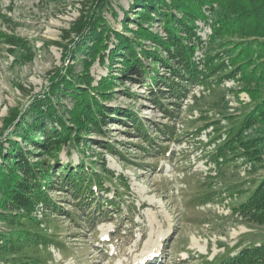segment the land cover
<instances>
[{
	"label": "rangeland",
	"instance_id": "rangeland-1",
	"mask_svg": "<svg viewBox=\"0 0 264 264\" xmlns=\"http://www.w3.org/2000/svg\"><path fill=\"white\" fill-rule=\"evenodd\" d=\"M164 1L171 3L163 0L158 12L135 0H112L118 15L105 10L107 24L126 36L142 54L157 50L165 57L167 52L140 32L147 28L157 36H166L164 17L160 13L170 7ZM95 2L0 0V143L9 148L7 138L12 137L34 163L49 159L33 140L43 139L41 125L50 126L51 121L37 123L36 118L40 116L29 109L48 91L55 72L71 64L76 81L85 72L94 40L88 38L81 44L84 45L81 50L64 59L65 46L73 43L72 39H79L75 34L66 38L64 35H69L66 30ZM170 9L177 17L182 15L179 10ZM250 21L251 18L245 23ZM199 25L202 28L198 33L207 41L211 32L209 23L200 21ZM10 39L18 44H11ZM225 39L241 41L244 38L230 32ZM116 42L112 36L110 45ZM209 49L205 43L196 54L202 57ZM122 52L120 56L128 53L126 48ZM121 59L115 58L108 67L98 58L89 69L94 85L102 77L112 80L104 104L121 114L110 116L104 133L84 134L87 146L83 150L65 145L59 152L60 165L74 166L84 160L88 173L92 168L102 175L104 191L96 189L97 200L105 203L106 197L115 198L121 210L110 209L98 219L88 220L94 206L86 204L78 208L80 199L69 186L51 188L48 192L60 207V213H45L39 205L35 215L48 220L42 226H48L49 233L57 234L56 239L62 244L50 246L49 252L40 247L43 261L40 264H206L205 261L227 252L234 254L239 245L264 242V222L253 221L234 210L264 176V149L261 161L252 167L240 160L217 169L210 157L215 147L210 141L225 131L229 117L248 113L255 103L253 96L264 97V80L246 81L238 75L210 86L187 83L185 97L164 98L162 107L155 97L163 96L160 90L168 88L164 84L154 88L151 79L134 68H126ZM144 61L151 63L152 68L156 65L161 75L171 73L164 62L155 64L152 58ZM84 81L81 86H86ZM52 101L58 112L66 116L73 106L69 95L53 96ZM164 107L176 116H171ZM17 108L21 111L18 123L22 125L17 128L12 124L7 128V119ZM125 110L133 111L143 120L158 145L164 146V152L157 150V145L148 151L142 148L149 146L137 132L133 116H122ZM167 126L172 130L167 133L160 130ZM28 127L33 130L29 132L33 137L30 141L20 136ZM217 127L219 130H215ZM247 136L264 137V121L251 127ZM109 144L122 154L111 152ZM60 178L63 177H57ZM210 183L212 189H220L222 193L215 200L203 202L200 197ZM3 215L0 208V217ZM10 227L0 218V231ZM12 254L0 248V264H15Z\"/></svg>",
	"mask_w": 264,
	"mask_h": 264
},
{
	"label": "trees",
	"instance_id": "trees-1",
	"mask_svg": "<svg viewBox=\"0 0 264 264\" xmlns=\"http://www.w3.org/2000/svg\"><path fill=\"white\" fill-rule=\"evenodd\" d=\"M164 2L170 8L173 7L182 13L177 17V14L170 8L160 13L164 17L162 23L166 36H157L147 28L140 32L154 39L167 52L165 57L157 50L142 54L129 43L126 36L113 30L107 24L105 10L111 11L115 16L118 15L112 0H96L94 5L71 26L70 30H66L69 35H64L66 38L75 34L79 38L78 40L72 39L73 43L65 46L64 59L81 50L84 46L81 44H85L88 38L94 40L91 46V57L86 59L85 72L78 77L77 81L74 78L71 64L67 65L64 70L55 72L48 91L43 97L37 98L29 109L31 113L40 116L36 118L37 123L47 119L51 121V125H41L44 128L42 140H33L32 134L29 133L33 131L31 127L20 135L28 141L33 140L35 145L42 147L49 159L38 163L32 162L22 148L14 143L12 137L7 138L9 148H5L0 143V208L4 213L0 218L11 225L9 229L0 231V248L14 253L12 259L16 260L15 264H20V260H24L22 262L27 264H40L43 262L40 247L49 252L50 246H61L62 244L56 239L57 234L49 233L48 226H42V223L48 220L39 219L38 215H35L39 205L43 207L42 210L45 213L51 211L60 213V207L48 192L51 188L69 186L73 189L75 197L80 199L77 203L78 208H84L86 204L94 206L95 209L87 217L88 220L94 221L110 209L121 210L120 202L115 198L106 197L105 203L97 200L96 189L104 191L102 189L104 178L92 168L88 173L84 160L74 166L60 165L59 160V152L65 145L83 150L87 146L84 134H90L92 131L104 133V126L109 122L110 116L121 114L118 110L113 109L112 111L104 104V98L108 96L107 87L112 80L102 77L97 85L93 84L94 77L89 69L95 60L99 58L101 64L110 67L115 58L121 57L126 68H134L136 72L143 73L151 79L150 84L154 88H157L158 84H164L168 90H160L163 96L156 95L155 97L156 102L162 107L165 105L164 98L181 99L185 97L188 90L185 85L187 83H201L210 86L238 75L240 79L246 81L251 78L264 80V0H171V3ZM135 3L147 4L159 12V4H162L163 0H135ZM250 18L251 21L245 23ZM200 21L209 23L211 28L207 41L198 33V29L202 28L199 25ZM230 32L240 34L244 39L241 41L226 40ZM112 36L117 40L113 46L110 45ZM9 42L18 44V41L13 39ZM205 43L210 49L202 57H198L196 52ZM123 48H126L128 53L120 56ZM144 58H152L155 64L164 62L167 67H170L171 73L169 75L159 74L156 65L154 68L150 67L151 63L146 64ZM74 59L77 60V58ZM150 69H153V72ZM81 77L82 79H79ZM84 80H86V86H81ZM59 94L69 95L73 99V106L67 111V116L66 113L60 114L52 101L53 96ZM252 100L255 103L248 113L243 116H230L225 131H220L216 137L211 139L210 142L214 143L215 147L210 152V157L217 164V169L225 163L240 160L242 164L250 167L256 164V161H261L264 137H249L247 132L256 123L264 121V97L253 96ZM164 110L171 116H176V113L168 107H164ZM20 116L21 111L17 108L7 119V128L12 124L17 128L20 127L22 125L18 123ZM122 116H133L137 132L149 146L142 147L144 150L148 151L150 147L155 149L157 145L159 146L157 150L164 152V146L160 143L158 145L156 137L151 135L147 125L133 111L125 110ZM160 130L167 133L172 129L167 126ZM215 130H219V127ZM108 148L113 153H121L112 144H109ZM56 171H61V174L57 175ZM107 174L111 173L107 171ZM61 176L63 178L57 179ZM212 187L211 183L207 185L206 191L200 197L203 202L215 200L222 193V190H215ZM226 189L230 190V187L227 186ZM248 192V196L235 206L234 210L253 221L264 222V176ZM71 218L77 220V217L73 215ZM234 251V254L227 252L205 262L206 264H264V242L239 245Z\"/></svg>",
	"mask_w": 264,
	"mask_h": 264
}]
</instances>
